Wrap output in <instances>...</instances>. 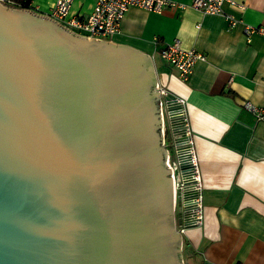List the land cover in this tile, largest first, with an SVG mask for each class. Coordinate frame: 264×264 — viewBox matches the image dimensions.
I'll return each mask as SVG.
<instances>
[{"label": "water", "instance_id": "1", "mask_svg": "<svg viewBox=\"0 0 264 264\" xmlns=\"http://www.w3.org/2000/svg\"><path fill=\"white\" fill-rule=\"evenodd\" d=\"M162 107L181 148L149 55L0 1V264H189Z\"/></svg>", "mask_w": 264, "mask_h": 264}, {"label": "crops", "instance_id": "2", "mask_svg": "<svg viewBox=\"0 0 264 264\" xmlns=\"http://www.w3.org/2000/svg\"><path fill=\"white\" fill-rule=\"evenodd\" d=\"M235 1L245 9L228 3L220 14L131 7L111 40L149 55L157 86L182 101L202 186V224L189 227L186 243L197 264H264V121L243 108L245 101L264 104V0ZM54 2L40 1L36 11L47 13ZM94 3L74 0L71 12L88 14ZM228 17L239 22L231 26ZM246 24L261 31L248 35ZM175 39L205 55L185 81L167 62L159 73L155 62Z\"/></svg>", "mask_w": 264, "mask_h": 264}, {"label": "built area", "instance_id": "3", "mask_svg": "<svg viewBox=\"0 0 264 264\" xmlns=\"http://www.w3.org/2000/svg\"><path fill=\"white\" fill-rule=\"evenodd\" d=\"M0 1L9 6L21 7L15 0ZM73 1L55 0L53 6L44 14L77 34L98 40H112L113 36L120 32L121 21L131 7L156 13L162 12L165 7L182 9L191 7L205 14H220L224 3H228L240 11L245 9L244 3L235 0H190L189 3L175 0H95L93 8L88 14H80L71 12ZM30 9L37 10L32 7ZM228 19L231 26H235L239 22L234 17H228ZM245 30L248 35L255 31H261L260 28L248 24H246ZM154 42H158V39H154ZM159 57L175 68L178 77L183 81L188 79L197 61L205 60V55L201 52L183 48L179 39L164 44V47L159 50ZM158 90L161 95L167 93L165 89L159 86ZM179 101L182 102L180 99ZM243 108L250 112L256 121H264V104L256 105L250 101H245ZM182 133L184 138L181 148L176 149L172 144L173 152L166 149L167 163L173 179L175 204L180 193L182 204L189 209V213L184 217L185 221L178 226L181 235L186 228L184 223L200 226L203 220L201 177L193 139L184 116ZM183 192H187L185 199L182 196Z\"/></svg>", "mask_w": 264, "mask_h": 264}, {"label": "rangeland", "instance_id": "4", "mask_svg": "<svg viewBox=\"0 0 264 264\" xmlns=\"http://www.w3.org/2000/svg\"><path fill=\"white\" fill-rule=\"evenodd\" d=\"M40 1H45V0H32V7L38 10L39 9V5H40L39 4ZM155 62L157 64V68H158L159 73H161L162 65L165 64V61L162 60L159 56H157L155 58ZM159 87H161V86L159 85ZM162 111H163V122L164 123H163L162 128H161V131H162L161 132V139H163V143H164L165 147L169 151L173 152V147H172V142H171L172 141V137L170 135L171 132H170V129H169V126H168V123H167V118H166L165 111H164V108L163 107H162ZM167 130H168V133H167ZM163 131L165 132V134H164ZM189 229H192V228H185L186 232H184L182 234L183 245H185V246H186V243L188 242V234H187V231ZM186 250L187 249L185 247L184 248V252H186ZM187 261L189 262V264H197L198 263L197 259H195V258L192 259L190 255L187 256Z\"/></svg>", "mask_w": 264, "mask_h": 264}, {"label": "trees", "instance_id": "5", "mask_svg": "<svg viewBox=\"0 0 264 264\" xmlns=\"http://www.w3.org/2000/svg\"><path fill=\"white\" fill-rule=\"evenodd\" d=\"M16 2H18L21 6V8H30V0H15ZM168 133V130H167Z\"/></svg>", "mask_w": 264, "mask_h": 264}]
</instances>
